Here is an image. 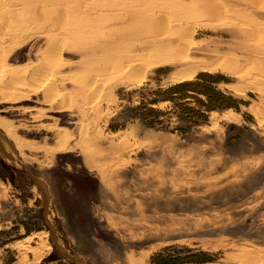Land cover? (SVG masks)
I'll return each mask as SVG.
<instances>
[{
  "label": "rangeland",
  "instance_id": "374dc122",
  "mask_svg": "<svg viewBox=\"0 0 264 264\" xmlns=\"http://www.w3.org/2000/svg\"><path fill=\"white\" fill-rule=\"evenodd\" d=\"M207 3L0 0L4 66L28 73L43 66L56 75L52 98L39 91L29 101L0 100V119L36 147L24 151L26 160L16 148L13 160L0 155V264H75L55 248L49 224L84 264H234L248 250L264 253V0H214L215 19ZM62 9L65 27L83 29L64 40L72 49L64 67L47 52L54 11ZM127 11L165 17L154 31L125 32L133 35L123 34L121 47H147L143 59L154 60L166 41L184 39L183 26H197L186 38L188 55L206 61L202 54L216 51L222 67L198 71L181 87L186 82H173L181 58H167L140 84L112 89L110 71L90 67L105 55L83 64L79 49L109 41ZM228 111L240 120L214 121ZM57 130L69 134L63 149ZM33 178L46 187L47 220ZM42 248L49 253L36 261Z\"/></svg>",
  "mask_w": 264,
  "mask_h": 264
},
{
  "label": "bare ground",
  "instance_id": "6f19581e",
  "mask_svg": "<svg viewBox=\"0 0 264 264\" xmlns=\"http://www.w3.org/2000/svg\"><path fill=\"white\" fill-rule=\"evenodd\" d=\"M207 1L210 2L205 5L207 15L213 17L214 19L215 17L221 15L219 8L214 3V0H207ZM255 1L256 0H251V2H255ZM54 12L56 13V16L55 18H53V22L51 24L52 28L49 31V34H51L50 39L52 40L48 46L47 52L48 55L53 59L55 56L58 57V60H60L59 66L64 67V63L62 62V57L64 55L63 53L68 51L72 52L71 48L64 47V40H66V38L68 37L70 38L73 34H83L82 32L83 29L81 28L78 29L77 28L78 26L76 27L77 29H75V26L74 28L64 26L63 19L65 16H68L65 9L64 10L62 9V12H60L59 10ZM28 14L29 17L33 18L34 20H37L39 12L31 10L28 11ZM88 14H91L93 16H102L103 12L101 11L100 13H98L97 11H89ZM164 17L165 16L161 15L157 11H153L149 13L145 12V14L139 13V11L137 12L127 11V13H122L121 15H119L118 21L114 24L115 27H112L114 32H112L111 37L108 35L110 38L109 41L103 42L101 46L92 45L89 47L86 46V48L79 49L80 54L83 55V57L85 58L83 64L84 63L88 64L87 58L90 55L94 57V60L97 59L98 53L105 55L106 60L103 64L99 65L100 61L98 63L96 62L97 64L95 63V61H93L92 63H90V67H97V69H99L100 71H110V75H109L110 78H108V81L113 82V85L111 86L112 89L117 88L119 86L131 87L140 84L141 81H143L145 77V73H147L148 69H150L154 64L158 62L161 63L166 62L167 58H173V60L170 59L172 63L174 59L176 61L178 57L181 58L180 60L181 62H177L179 64L178 67L180 68L179 70L180 72L174 76L173 78L174 84L182 83V82H190L198 71H210L222 67L220 64L222 63L221 59H223L222 58L223 56L219 54H215L216 51L214 52L210 51L209 53H206L208 52L206 51L205 54L204 53L202 54L197 51L194 52L195 54L199 53L205 55L207 59L206 61H200L195 58H191L188 55V52L191 47L189 44H187L186 38L188 39L193 37L194 32L197 30V26H191V27L185 26L186 29L183 26L182 29L184 32L181 31V33L184 39L179 38V39L166 41V43H164L165 45H163L165 48L163 46H159V49L163 48L162 49L163 52L161 56L159 58H155L154 60L143 59V57L147 56V54H145V52L148 49L147 47L136 46V45H129V46L127 45L121 47V43L119 41L121 37H123V34L125 35L127 34L130 36L133 35L132 32L131 34L125 32L134 29L137 30L142 25L154 31L158 26L163 24ZM134 34H140V32L137 30ZM244 34L245 33H243V35ZM245 35L247 38L248 37L252 38V36L253 37L256 36V33L255 30H253L246 32ZM244 49L242 51H244ZM135 53H142V54L140 56H136ZM5 62H6V58L3 56V53H0V68H3V70L1 69L0 70L5 71V76H0L1 79L0 83L3 84L2 88H0V93H1V89L4 88L6 90V93L2 92L4 94H1L0 100L3 101L5 100L8 102H19L23 100L29 101L31 97L39 93V91L44 92L45 94L44 99H46V97L52 98L53 93L56 89L55 85L52 82L53 77L56 75H52L51 74L52 71L45 70L43 66H39L29 73L27 72V70L17 71L14 69H9L6 66H4ZM229 69L230 68H228V71ZM61 80L65 82L66 79L64 77H61ZM90 85H92V83H90L89 86ZM63 88H66V86H63ZM251 111L255 113L254 110ZM255 114L257 115V113ZM239 120H240V116L232 111L225 112L221 116L214 115L215 122L226 121L228 123L229 122L236 123ZM85 127L81 128L82 129V131L80 130L81 133L83 132ZM68 138H69V134L67 132L62 130L55 131V141L58 144V148L63 149ZM15 148L19 152L20 159L22 158V160H26L24 151L26 149H34L36 147H34L31 143L20 139V137H18L15 132V128L10 123L0 119V155L2 157H6L13 160V156H15L14 154H18ZM103 178H106V176L102 174V180ZM41 183L43 184V182ZM57 243L63 249V247L61 246L58 240L56 244ZM51 249H52L51 247H47V251H50ZM46 252H45V248L44 249L42 248L40 251L35 252L34 255L36 261L42 260ZM66 254L69 256L67 252ZM233 262L234 264H264V253L257 250H250V251L248 250L247 252L244 253V255L241 258L240 257L236 258L234 259Z\"/></svg>",
  "mask_w": 264,
  "mask_h": 264
},
{
  "label": "water",
  "instance_id": "95a60500",
  "mask_svg": "<svg viewBox=\"0 0 264 264\" xmlns=\"http://www.w3.org/2000/svg\"><path fill=\"white\" fill-rule=\"evenodd\" d=\"M33 182L35 183V185H37V186L39 187V189H41V191H42V193H43V195H44V198H45V202H44L45 204H44V205H45V207H46L45 218H46V220H47V219H48V215H49V213H48V211H47V209H48V204H49V199H48V194H47V192H45V191H46V189H45V185L42 184V183H41L38 179H36V178H33ZM48 223H49V222H48ZM48 227H49V229H50V231H51V233H52L54 243L56 244L57 239H56V237H54L55 233H54L52 227L50 226V224L48 225ZM55 248L57 249V251L60 253V255H61L62 257L70 259V260L73 261L75 264H83L81 261L77 260L75 257H70V256H68V255L66 254V252H65V251L59 246L58 243L55 245Z\"/></svg>",
  "mask_w": 264,
  "mask_h": 264
},
{
  "label": "trees",
  "instance_id": "16d2710c",
  "mask_svg": "<svg viewBox=\"0 0 264 264\" xmlns=\"http://www.w3.org/2000/svg\"><path fill=\"white\" fill-rule=\"evenodd\" d=\"M188 84H190V82L183 83V85H181V87H187ZM213 101H214V100H213Z\"/></svg>",
  "mask_w": 264,
  "mask_h": 264
}]
</instances>
